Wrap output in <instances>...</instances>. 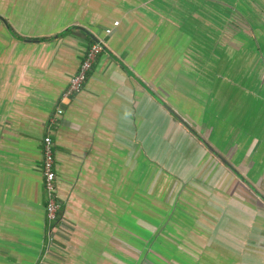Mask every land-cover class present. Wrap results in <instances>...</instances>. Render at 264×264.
I'll list each match as a JSON object with an SVG mask.
<instances>
[{"label":"crops","instance_id":"0c3cea01","mask_svg":"<svg viewBox=\"0 0 264 264\" xmlns=\"http://www.w3.org/2000/svg\"><path fill=\"white\" fill-rule=\"evenodd\" d=\"M205 2L0 0V264H264V0Z\"/></svg>","mask_w":264,"mask_h":264},{"label":"built area","instance_id":"2783aa9c","mask_svg":"<svg viewBox=\"0 0 264 264\" xmlns=\"http://www.w3.org/2000/svg\"><path fill=\"white\" fill-rule=\"evenodd\" d=\"M115 26H119V22H116ZM106 33L107 35H111L113 30L107 29ZM104 46V42L101 41L90 47L84 56L78 72L70 79L69 86L63 94L62 102L77 96L83 91L94 65L96 64L99 56L104 52ZM63 113V109L59 107L56 114L50 119V124H56L58 117H60ZM43 177L46 194V215L49 226L48 236L49 243L51 244L54 240L53 228L59 220L62 203L60 202L57 193L58 176L56 171V158L50 135L44 137L43 141Z\"/></svg>","mask_w":264,"mask_h":264},{"label":"rangeland","instance_id":"374dc122","mask_svg":"<svg viewBox=\"0 0 264 264\" xmlns=\"http://www.w3.org/2000/svg\"><path fill=\"white\" fill-rule=\"evenodd\" d=\"M191 1H194V0H191ZM205 1H207L208 2V0H203V3H202V12H203V14H204V16H210L209 14H210V12H211V8H210V4H208V3H206ZM188 9V8H187ZM187 9H183V11H184V13H182V14H180V16H188V15H194V8H192V9H189V11L187 10ZM198 9H200V8H198ZM197 9V10H198ZM177 10L178 9H171V15L172 16H178L179 14L177 13ZM187 10V11H186ZM175 13V14H174ZM207 14V15H206ZM207 25V24H206ZM206 25L205 24H202L201 25V27L203 26V28H205L206 27ZM208 26H210V25H208ZM148 264V263H147Z\"/></svg>","mask_w":264,"mask_h":264},{"label":"water","instance_id":"95a60500","mask_svg":"<svg viewBox=\"0 0 264 264\" xmlns=\"http://www.w3.org/2000/svg\"><path fill=\"white\" fill-rule=\"evenodd\" d=\"M173 114H175L174 113V111L171 109V108H169V107H167ZM176 116H177V114H175ZM178 117V116H177ZM180 119V118H179ZM181 122L185 125V126H187L190 130H192V128L185 122V121H183V120H181ZM193 131V130H192ZM209 148H210V146H208ZM223 159V161L225 162V163H227L228 164V162L226 161V160H224V158H222Z\"/></svg>","mask_w":264,"mask_h":264}]
</instances>
